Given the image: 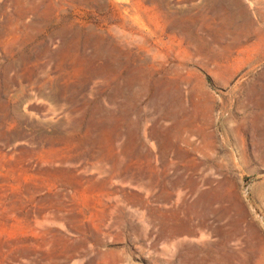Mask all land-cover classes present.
I'll return each mask as SVG.
<instances>
[{
  "label": "rangeland",
  "instance_id": "rangeland-1",
  "mask_svg": "<svg viewBox=\"0 0 264 264\" xmlns=\"http://www.w3.org/2000/svg\"><path fill=\"white\" fill-rule=\"evenodd\" d=\"M263 86L264 0H0V264H264Z\"/></svg>",
  "mask_w": 264,
  "mask_h": 264
},
{
  "label": "bare ground",
  "instance_id": "bare-ground-1",
  "mask_svg": "<svg viewBox=\"0 0 264 264\" xmlns=\"http://www.w3.org/2000/svg\"><path fill=\"white\" fill-rule=\"evenodd\" d=\"M245 95H247L246 97L253 103V105L256 107V114L257 117H255L253 120L254 122L251 123L249 126H245L242 125L239 128L240 133L242 134V131H245L246 129L249 130L250 134L252 135V137L254 138L255 136L257 137L258 133H264V86L263 88L260 89H256L253 87H248L245 89ZM240 105H242L240 103ZM246 130V131H247ZM255 135V136H254ZM254 141L252 142V150H257L259 149V147L262 145H264V142L258 141L257 139H253ZM226 142L230 143V139L228 137H226ZM244 143V142H242ZM244 146V145H242ZM264 149V148H263ZM262 150V149H261ZM260 150V151H261ZM248 151V150H247ZM258 151V150H257ZM256 151V152H257ZM263 151V150H262ZM261 151V152H262ZM259 153V152H257ZM245 155V148H243L242 151H240V157L239 160L241 161L242 157ZM255 155V154H254ZM245 157V156H244ZM262 157V155H261ZM254 158V157H253ZM246 160V159H245ZM202 230V229H201ZM223 240V239H222Z\"/></svg>",
  "mask_w": 264,
  "mask_h": 264
}]
</instances>
